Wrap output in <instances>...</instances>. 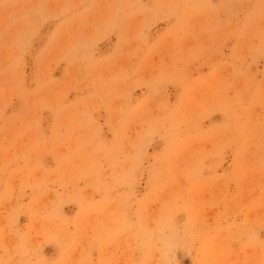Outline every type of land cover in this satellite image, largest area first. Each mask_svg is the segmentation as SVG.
I'll return each mask as SVG.
<instances>
[{"label":"rangeland","instance_id":"374dc122","mask_svg":"<svg viewBox=\"0 0 264 264\" xmlns=\"http://www.w3.org/2000/svg\"><path fill=\"white\" fill-rule=\"evenodd\" d=\"M0 264H264V0H0Z\"/></svg>","mask_w":264,"mask_h":264}]
</instances>
